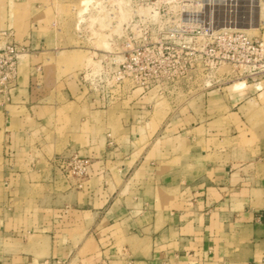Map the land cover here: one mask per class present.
Returning a JSON list of instances; mask_svg holds the SVG:
<instances>
[{
  "label": "crops",
  "instance_id": "0c3cea01",
  "mask_svg": "<svg viewBox=\"0 0 264 264\" xmlns=\"http://www.w3.org/2000/svg\"><path fill=\"white\" fill-rule=\"evenodd\" d=\"M39 89L34 75H19L0 105L2 264H261L264 91L240 106L253 121V129L241 127L254 138L244 141L237 124H222L214 96L210 104L171 106L142 147L116 140L107 117L100 135L85 117L74 136L50 129L48 138L41 114L59 106ZM66 94L84 97L71 87ZM150 111L141 103L125 110L122 128L142 138ZM84 127L89 144L82 148L93 160L83 188H70L52 160Z\"/></svg>",
  "mask_w": 264,
  "mask_h": 264
},
{
  "label": "rangeland",
  "instance_id": "374dc122",
  "mask_svg": "<svg viewBox=\"0 0 264 264\" xmlns=\"http://www.w3.org/2000/svg\"><path fill=\"white\" fill-rule=\"evenodd\" d=\"M249 9L246 0H0V49L13 44L27 48L19 59L18 76L34 75L46 95L43 99L58 104L56 111L41 114L46 117L42 125L48 138L50 129L63 137L70 132L74 136L85 117L96 124L95 133L100 135L107 131L102 126L107 117L116 140L125 144L137 140L140 146L157 134L171 106L192 107L205 100L210 104L216 96L221 99L222 124H237L238 138L246 141L249 134L255 137L253 121L240 106L264 91V77H249V67L235 65L226 55L247 53L239 43L242 36L264 41V16L256 26L249 25ZM112 57L126 60L125 86L114 90L121 100L103 106L105 91L100 86ZM259 82L263 89H257ZM68 87L83 91L84 97L69 98ZM257 100L263 103L261 96ZM138 103L151 110L148 131L140 139L121 126L124 111ZM98 106L107 110L99 111ZM238 109L240 116L233 113L236 117L231 118ZM244 124H251L249 133L241 127ZM86 132L90 131L84 127L81 139L56 151L88 156L82 148L89 144ZM62 179L65 185L73 183Z\"/></svg>",
  "mask_w": 264,
  "mask_h": 264
},
{
  "label": "built area",
  "instance_id": "2783aa9c",
  "mask_svg": "<svg viewBox=\"0 0 264 264\" xmlns=\"http://www.w3.org/2000/svg\"><path fill=\"white\" fill-rule=\"evenodd\" d=\"M239 43L247 53H243L242 57L235 53L232 55L227 54L226 57L235 61V65L241 63L249 67V77L256 79L264 77V41H255L248 36H242ZM26 50L28 49L21 48L17 44L3 48V51L0 49V105L10 100L12 93L17 87L19 54L24 51L27 52ZM125 61L122 60V57H112L108 62V74L103 77L104 84L100 86V89L102 88L105 91L102 94L103 106L114 103L116 100H121V95L115 93L114 90H121V86H125ZM84 80L86 81V77ZM134 80L137 81V78H134ZM53 160L55 167L61 171L63 178L69 182L73 181L72 185H69L70 188L82 187L89 175L91 157L82 156L78 152H74L59 154ZM262 261L264 263V257Z\"/></svg>",
  "mask_w": 264,
  "mask_h": 264
},
{
  "label": "bare ground",
  "instance_id": "6f19581e",
  "mask_svg": "<svg viewBox=\"0 0 264 264\" xmlns=\"http://www.w3.org/2000/svg\"><path fill=\"white\" fill-rule=\"evenodd\" d=\"M236 1V0H235ZM230 2V1H229ZM247 3H249V15H250V19H249V25L252 26H256L257 24L260 23L261 21V16H264V0H246ZM226 3V2H225ZM245 3V2H244ZM246 4V3H245ZM210 6V5H209ZM213 6V5H212ZM231 7V6H230ZM213 11V10H212ZM190 20V19H189ZM191 24V23H190ZM189 25V24H188ZM192 25V24H191ZM244 25V24H243ZM248 25L247 23L245 24V26ZM248 25V26H249ZM242 25H240L241 27ZM247 26V27H248ZM215 30V29H214ZM213 30V31H214ZM25 55V52L19 54V57L21 58L22 56ZM258 88L260 85V82L256 85Z\"/></svg>",
  "mask_w": 264,
  "mask_h": 264
}]
</instances>
